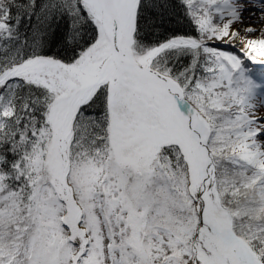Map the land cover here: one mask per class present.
<instances>
[{
	"label": "snow or ice",
	"instance_id": "1",
	"mask_svg": "<svg viewBox=\"0 0 264 264\" xmlns=\"http://www.w3.org/2000/svg\"><path fill=\"white\" fill-rule=\"evenodd\" d=\"M0 264H264V0H0Z\"/></svg>",
	"mask_w": 264,
	"mask_h": 264
}]
</instances>
